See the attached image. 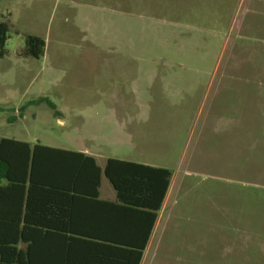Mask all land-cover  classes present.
Masks as SVG:
<instances>
[{"label": "rangeland", "instance_id": "374dc122", "mask_svg": "<svg viewBox=\"0 0 264 264\" xmlns=\"http://www.w3.org/2000/svg\"><path fill=\"white\" fill-rule=\"evenodd\" d=\"M0 21V138L171 170L146 264H264V0H0Z\"/></svg>", "mask_w": 264, "mask_h": 264}, {"label": "crops", "instance_id": "0c3cea01", "mask_svg": "<svg viewBox=\"0 0 264 264\" xmlns=\"http://www.w3.org/2000/svg\"><path fill=\"white\" fill-rule=\"evenodd\" d=\"M45 146L55 149L46 154L47 181L53 189L36 198L28 237L17 245L22 250L21 264H135L143 240V216L132 212L124 218V204L104 175L95 192V166L103 169L109 159L118 158L84 147ZM171 187L172 180L139 264H146L154 245L155 253H161V216Z\"/></svg>", "mask_w": 264, "mask_h": 264}, {"label": "trees", "instance_id": "16d2710c", "mask_svg": "<svg viewBox=\"0 0 264 264\" xmlns=\"http://www.w3.org/2000/svg\"><path fill=\"white\" fill-rule=\"evenodd\" d=\"M9 28L8 22L0 21V58L6 54ZM45 48L43 38L28 35L22 56L40 59L45 55ZM39 102H45L55 110L48 99H40ZM53 150L40 143L31 146L24 141L0 138V264H21L22 250L17 245L28 237L36 198L53 189L47 181L50 173L46 159L47 152ZM95 170L98 174L96 193L104 175L117 192L118 201L124 204V218L132 212L143 216V240L135 261L139 264L169 191L173 173L166 168L120 159H109L103 169L95 166Z\"/></svg>", "mask_w": 264, "mask_h": 264}]
</instances>
